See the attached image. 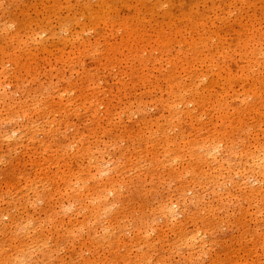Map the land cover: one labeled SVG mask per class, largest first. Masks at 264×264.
<instances>
[{"label":"bare ground","instance_id":"obj_1","mask_svg":"<svg viewBox=\"0 0 264 264\" xmlns=\"http://www.w3.org/2000/svg\"><path fill=\"white\" fill-rule=\"evenodd\" d=\"M100 2L102 10L89 9L84 13L88 19H95L94 23L98 24L100 20H104L102 22L108 26L95 43L81 41L77 33L71 32L68 38L72 44L70 52H53L54 50L49 51L44 46L41 48L47 50L48 55L42 60L53 72L46 85L44 81L41 82L40 77H37L41 75L42 69L38 63L39 52H34L28 46V42L32 45L42 43L41 39L44 38L41 34L44 33V28L39 33L30 34L27 37L28 42L27 40L21 42L18 37L16 41L15 37H10L12 43L18 45L21 54L13 52L14 49L0 50V98L4 103L0 107V143L14 141L12 147L8 148L10 150L4 151L5 153L24 149L25 155L30 151L34 156V159L28 161L26 159L22 161V158H18L16 154L13 156V159H17V163L12 165V173L7 178V190L0 187V197L16 191L19 192L17 196L23 197L20 199L23 201L28 199L27 204H30V201L36 202L40 197L42 189V193L45 194L43 199L46 205L45 216L48 220H56L57 214L65 217L68 212L75 209V212L83 215V219L77 222L70 220L69 224L66 227L62 226L63 228L58 232L69 241L71 236L88 232L81 237V241H83V251L91 254L90 263L109 259L113 264L110 255L114 253L116 241H124L125 230L118 229V225L109 222L105 225L102 221L106 220L108 214L110 215L109 196L112 193L116 195L118 191L122 192V180L132 179L131 175H128L130 171H134L133 181L139 179V182L150 180L155 183L175 181L173 195L167 199L161 196L157 207L154 208V212L160 214L165 226H168L172 232V237L165 246L162 241L164 236L162 240L160 235L158 236L161 247H165L167 251L172 249L179 254L186 253L188 258L197 255L196 257L200 259L203 255L201 250L206 249L210 242L211 233L208 227L216 220L225 221L231 217V213L218 216L216 214L218 207L215 206L217 204L235 208L234 211L239 215L236 222L238 226L242 227V223L254 219L262 230L264 227V71L262 68L264 65L252 57H246V61L231 57L225 51L224 43L213 41V38L218 37L213 34L203 39L199 37L188 41L184 38L185 35H182L183 29L167 16L166 11L164 18L167 17L164 20L169 18V21L154 30L151 35H147L143 28L136 26L125 28L128 23L123 19H109L117 8L106 0ZM151 7L155 11L161 6L160 3H154L152 0ZM190 15V9L182 13L183 17ZM140 19L139 15L134 17L136 21ZM73 21L74 19L70 17L62 18L61 27L65 31H70ZM224 25L226 29L229 24L224 21ZM95 28L96 25L90 27V29ZM130 29L136 33L133 38L126 35ZM83 30H86L85 25ZM100 40L104 43L98 46ZM200 44L213 46L216 50L215 54L219 55L221 61L217 63L208 58L210 63L205 65L206 57L199 58L195 55L190 59L186 55L185 59H182L179 56L182 46L187 47L189 51L199 48ZM173 45L177 47L171 50ZM98 57L103 66L98 62ZM102 58H105L106 62H102ZM164 58L172 64L170 70L154 79L150 73H143L141 76L138 74L141 66L144 67L146 62L153 64L163 61ZM7 63L15 67L13 70L16 71L14 75L16 79H20L21 75L26 73L25 80L40 83L30 99L24 97L15 106L10 103L5 91L8 86H12ZM197 63L203 67L199 71L190 70ZM93 65H97L95 70L92 68ZM67 66L71 74L65 73ZM113 66L120 70L111 78L114 80L111 84L108 81L110 75L104 77L100 74ZM182 72L190 83L182 80ZM121 74H130L134 85L141 86L143 92L140 95L126 93L125 84L120 83L118 79ZM236 79L239 81L246 79V81L238 85ZM250 79L253 81L252 84ZM198 81L206 83L202 91L195 89ZM103 82L106 85L102 90L100 85ZM14 89L21 90L20 84L16 83ZM241 96L244 98L239 99ZM230 97H233L236 105L232 109L234 120L229 126ZM248 97L251 100L245 101ZM112 98H116L119 103L126 101L125 108L120 112L115 109L111 111ZM147 104L158 107L157 114L150 119L144 115V107ZM190 104L193 106L190 107ZM100 106L105 108L104 119L99 115ZM134 107L137 108L140 118L136 126L130 128V125L124 123L122 116H128ZM164 112H168V115L164 116L162 114ZM204 115H208L210 123L216 117L214 124L204 123L200 118ZM4 125H10L11 128L4 130L2 129ZM81 125L83 131L79 129ZM186 125L190 126V131L185 129ZM70 127L74 128L70 141L51 144L54 136L64 137V130ZM121 127L123 131L119 132ZM103 138L108 140L102 142ZM106 143L108 147H102ZM52 147L54 149L50 151ZM102 149L119 150L110 153ZM185 149H189L191 154ZM49 152V156L45 157ZM5 153L0 152V158ZM111 156H114L115 160L112 168L109 169L108 163L113 160ZM91 177L92 180L101 182L91 185V181H88ZM55 195L60 201V204L57 202L58 208L50 206ZM208 195L211 197L209 201ZM239 201L245 202L246 206L236 205L235 203ZM251 210L253 211L250 212ZM178 213L183 215L179 221ZM4 215L10 218V233L7 234L9 235L7 240L18 241L14 242V248L26 253L27 250L34 249L33 244L40 247L35 243L39 237L29 235L31 242H27L16 234L22 229L30 232L29 227L34 225V218H27L24 222L17 217L18 215L14 216L7 212L0 213V221ZM134 220L138 225L136 224L135 230L131 232L129 255H133V250L141 245L138 240L140 236H147L150 231L157 230L154 219L152 221L146 214ZM35 228L39 229V226ZM94 229L98 237L94 236ZM5 237L2 243H5ZM252 238L257 239L264 255V231L257 236L253 235ZM244 244L245 249L252 250L246 243ZM154 246L155 244L150 247ZM144 252L146 254L142 253L139 256L140 261L145 262L147 259L143 264H148L150 261L147 252ZM135 258L140 262L137 256ZM22 260L20 253L16 252L4 264H26ZM124 261L123 264H126V260ZM227 263L236 264L233 257ZM214 264H226V262L217 258Z\"/></svg>","mask_w":264,"mask_h":264},{"label":"rangeland","instance_id":"obj_2","mask_svg":"<svg viewBox=\"0 0 264 264\" xmlns=\"http://www.w3.org/2000/svg\"><path fill=\"white\" fill-rule=\"evenodd\" d=\"M100 1L101 0H0V50L6 48L9 51H12V49H14L13 52H15L16 54H21V50L18 48V45L16 46V43L13 44L10 37H15L16 41L18 37L21 39V42H24L26 40L28 42L29 40L27 39V37L30 34L39 33L44 28V33L41 34V37L44 38V40L41 39L42 43L40 45H32L30 42H28V46H30V49H32L34 52H39L40 60L38 63L40 69H42L41 75L39 74L37 75V77H40L41 82L44 81L46 85V83H48L49 77L52 76L53 72H51V67L42 60L43 57L45 58L48 55V52L47 50H41V48L44 46L48 48L49 51L54 50L53 52H70L72 44L71 41L68 40V38L71 36V32L77 33L81 41H91L95 43V41L100 38L104 29H106L108 26L105 24V22H102L104 20H100L98 24L94 23L95 19H88L87 15H85L84 13H86L89 9H93L94 11L102 10ZM151 1L152 0H106V2H111L114 5V8H117L115 9L116 12H113L109 16V19H123L124 22L128 23V26H126L125 28L136 26L139 28H143L147 35H151L154 33V30L159 28L161 25L166 24L169 21V18H172L175 24H178V27H181L183 29L182 35H185L184 38H187L188 41L193 38L199 37L203 39L210 34H213L218 36L213 38V41L215 43H217L218 41L224 43L223 46L225 47V51L228 52L231 57L234 56L237 58V60L241 61H246V57H252L253 59H255V61L261 62L264 65V0H153L154 3H160L161 6L159 10L155 11L152 10ZM187 9H190L191 15L183 17L182 13ZM165 11L168 12L167 16H169V18L166 20H164L167 17L166 16L164 18ZM136 15H139V17L141 18L140 21L134 20V17ZM66 17L74 19V21L72 22L73 26L70 31H65L61 27V19ZM224 21H227L229 24L226 29H224ZM84 25L86 26V30H83ZM92 25H96V28L90 29ZM193 29L194 31H192ZM126 35L133 38L136 33L130 29L128 30ZM103 43L104 41L100 40L98 46L103 45ZM174 47H177V45L171 46V50ZM181 49L182 52L179 54V56L182 59H185L186 55H188L190 59H192L195 55H197L199 58L206 57L205 65L210 63V60L208 58H211L217 63L221 61L219 55L215 54V48L211 45L200 44L199 48L197 47V49L195 50L190 49L189 51L188 48L184 46H182ZM97 60L103 66L99 57L97 58ZM102 62H106L105 58H102ZM6 66L8 69L12 68V70L7 69V71L11 73L10 81L12 83V86H8L5 91L8 94L10 103L15 106L19 101L23 100L24 97H29L30 99L34 94L35 89L38 87V84L40 83H32L28 80H25L27 76L26 73H23L20 79H16L14 77V75H16V71L13 70L14 66H12L10 63H7ZM59 66L61 65H58V67ZM96 67L97 65L92 66L94 70ZM202 67L203 66L200 63H197L196 66L192 67L190 70L197 69L199 71V69ZM171 68L172 64L166 58H164L163 61L153 64L151 62H146V65L144 67L141 66V70L138 72V74L141 76L143 73H150L152 79H154L156 76L167 70H170ZM119 70L120 68L113 66L106 69L100 75H104V77H108L110 75L108 81L113 84L114 80L111 78L114 77V74L119 73ZM262 70L264 71V67L262 68ZM65 73L71 74L69 66L65 67ZM110 79L113 81H111ZM118 79L120 83L125 84L126 93H128L129 95H140L143 92L141 86L134 85L130 74H121ZM186 79L187 78L185 76V73L182 72V80H184L185 83H190V81ZM250 80V84H252L253 81L252 79ZM54 81L56 82V79ZM245 81L246 79H242L241 81L237 79L235 80L238 85H242V82ZM203 82L204 81H198L195 84V89L197 91L203 90L206 85V83ZM16 83L20 84L21 90L18 91L14 89ZM105 85L106 84L103 82L100 85V89L103 90ZM237 89H240V87H237ZM243 98L244 96H241L239 99ZM228 100L230 101L229 117L231 119L228 123V125L230 126L234 120V113L232 109L234 108L233 106L236 105V101L233 102V97H230ZM250 100L251 98L248 97L245 101ZM112 101L111 111L115 109L117 110V112H120L126 106V101H122L121 103H119L116 98H112ZM3 105V99L0 98V107H2ZM192 106L193 105L190 104V107ZM104 110V106L99 107L100 117H103L104 114H106ZM157 112L158 107H156V105L151 106L150 104H147L144 107V115L147 119L154 117ZM129 113L130 114L128 116H122V118L124 119V123H127L126 125H130V128L135 127L137 121L140 118V115L137 112V108H132ZM162 114L166 116L168 115V112H164ZM104 118L105 117H103L102 119ZM200 118H202L203 122L207 123L208 125H212L216 121V117H214L212 122L210 123L208 115H204ZM114 119V121L116 122V116L114 117ZM196 124L200 125L198 122H196ZM189 127V125H186L185 129L187 131H190ZM10 128V125H6L2 129L8 130ZM73 129L74 128L70 127L64 130V137L54 136L51 144L56 145L61 141H70L71 137L73 136ZM79 129L80 131H83V125H81ZM122 131L123 128L121 127L119 132ZM107 140L108 138H103L102 142H106ZM13 142H1L0 152H8L10 150L8 148L12 147ZM121 144L125 143L121 142ZM102 147H108V143L102 145ZM53 149L54 147H52L50 151ZM102 150H108V152L114 153L115 150L119 149ZM185 150L190 153L189 149ZM24 152H26V150L24 149H19L18 151L12 150L9 153H5L4 156H1L0 187H4V189L7 190V178L9 174L12 173V165L17 163V159H13V156L15 154L18 158H22V161H24V159H26V161L34 159V156L30 151H27L26 155L24 154ZM49 154L50 152L45 154V157L49 156ZM106 159L109 158L106 157ZM112 159L113 160L108 163L109 167L107 168L109 169L112 168L115 157L113 156ZM74 162L77 163V161L75 160ZM133 174L134 171L128 172V175H131L132 179L134 177ZM112 175H114V172L112 173ZM92 179V177L88 178V181H91V185H96L97 183L101 182L100 180ZM132 179L131 181L122 180V192L118 191L116 195L112 193L109 196L110 215L108 214L106 220L102 221V223H104L105 225H107V222H109L111 224L118 225V229L125 230L124 241L120 242L119 240H117L113 255L109 254L111 256L110 258H113V264H123L125 263L124 260H126V264H143L147 262V259L145 260V262H142L140 261L139 256L142 253L146 254L144 251L147 252L148 261H150L148 262V264H214V261L217 258H219L222 262H226V264H229L227 262H229L232 257L236 264L264 263V255L262 254V250L259 248L260 244H258L256 238H252L253 235L257 236L259 233H262L264 231V227L261 230L260 226L254 219H248L246 223H242V227H240V225L238 226V223L236 222L239 215L234 211L235 208H228L223 204L215 205L216 207H218V209L216 210V214L218 216H224L226 213H231V217L225 219V221L216 220V222L212 223V225L208 227L211 233V236L209 238L210 242L207 244L206 249L203 248V250H201L203 255L200 259L196 257L197 255L188 258V254L186 253L179 254L173 252L172 249H170V251H167L165 247H161V243H159L158 241V236L160 235L161 240L164 236L162 241L164 242L163 246H165L171 239L172 232L168 226H165L164 221L160 217V214L154 212V208L157 207L161 196L167 199L169 196L173 195L172 193L175 192V181L168 180L165 182L155 183L154 181L150 182V180L146 182H139L140 179L139 181H133ZM42 192L43 190L41 189L40 197L38 198L39 200L37 199L36 202L30 201V204H27V202L29 201L28 199H25L24 201L20 199L23 197L17 196L19 192L16 191L0 197V213L5 214L7 212H10L14 214V216L18 215L17 217H19L24 222L27 221L26 219L30 217L34 218L35 220L33 221L34 225H31V227H29L30 232H25L22 229L20 232H16L17 236L20 239L26 240L27 242H31L28 238L29 235H33L35 238H40L35 240V243L39 244L40 247H36L33 244L32 247L34 249L27 250V252L29 251L28 253H22L20 249L14 248V242H16L17 240H7V236H9L7 234L10 233V218L8 217V215H4L2 217V220L0 221V264H4V262L7 259H10L11 255L16 254V252L20 253L21 260L23 259L22 261H24V263L26 264H111L112 262L110 263L109 259L107 261L102 260V262H97L96 260L91 263L89 262L91 254L90 252L83 251V241H81V237L86 235L88 232L71 236L70 241L66 240L67 238L61 236L58 230L66 227V225L69 224L70 220L76 222L78 220H82L83 215L78 214L77 212H75V209H73L71 212H68L65 217H61L60 214H57V221L55 219H46V205L45 202H43L45 194H43ZM207 198L209 201L211 199L210 195H208ZM57 202L60 204V201H58V196L55 195L50 202V206L52 208H58ZM235 204L239 205L240 207L246 206V203L243 201H239ZM252 211L253 210H251L250 212ZM232 212L236 214H233ZM142 214H146L151 220L154 219V225L157 226V230L150 231L151 233H147V236H140V238L138 239L139 244L141 243V245L139 246L140 248L137 247L136 250H133L134 254L129 255L128 252L131 248V232L135 230L136 224L138 225L134 218ZM182 218L183 215L178 213L177 220L179 221ZM189 225H191V223ZM36 226H39L40 230L36 229ZM1 229H3L5 233ZM4 236H6L4 238L5 243H2ZM94 236L98 237V233L95 232V229ZM206 240H208V238H206ZM244 243H246L247 246L250 247V249L252 248V250L249 251L248 249H245ZM153 244H155V246L153 248L150 247ZM2 246L4 247L1 248ZM69 247L70 249H68ZM257 248L259 249L257 250ZM37 249L39 250V252ZM178 251L181 252L183 250ZM27 254L31 255L28 256ZM135 256L138 257L137 259L140 262L136 260ZM227 259L228 261H226Z\"/></svg>","mask_w":264,"mask_h":264}]
</instances>
